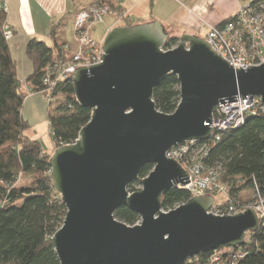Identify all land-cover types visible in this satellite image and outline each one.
I'll return each mask as SVG.
<instances>
[{
    "label": "water",
    "instance_id": "1",
    "mask_svg": "<svg viewBox=\"0 0 264 264\" xmlns=\"http://www.w3.org/2000/svg\"><path fill=\"white\" fill-rule=\"evenodd\" d=\"M168 38L156 23L114 28L103 41L102 63L71 79L75 100L91 118L78 140L56 148L49 160L52 185L67 209L50 239L60 264H184L239 247L260 225L253 209L208 214L214 201L207 194L162 211V196L189 183L184 169L165 157L168 150L207 140L216 108L237 97H260L264 109V62L237 70L199 37L186 34L163 51ZM168 75L180 90L171 115L152 102ZM146 164L153 168L141 190L129 193ZM124 209L140 223L117 221L115 212Z\"/></svg>",
    "mask_w": 264,
    "mask_h": 264
},
{
    "label": "trees",
    "instance_id": "2",
    "mask_svg": "<svg viewBox=\"0 0 264 264\" xmlns=\"http://www.w3.org/2000/svg\"><path fill=\"white\" fill-rule=\"evenodd\" d=\"M113 1L117 0L102 2L111 4ZM118 11L121 12L120 7ZM231 21L230 18L218 27ZM5 23L6 14L0 11V264H60L50 239L62 226L67 209L52 185L49 160L56 148L78 140L80 130L91 118V110L77 103L73 83L66 80L49 94L52 102L47 106V119L55 144L52 153L44 151L39 141L25 135L29 124L23 118L22 107L28 97L27 89L42 92L43 70L61 54L63 42L58 44L56 39L49 48L42 41L30 40L25 51L33 71L22 83L17 79L16 63L9 52L8 41L3 37ZM123 25L133 26L127 19ZM51 34L54 38V33ZM178 41L176 36L169 37L163 51L174 49ZM152 102L162 114L175 113L180 103L176 77L168 75L154 89ZM245 121L243 126L224 133L207 155V165L223 167L221 183L230 189L226 201L214 203V208L228 204L235 209L242 207L240 202L232 200L240 188H250L254 197L257 193L264 194V117L262 114L248 116ZM152 168L146 164L127 191L134 193L137 182L142 183ZM237 179L243 181L242 185L236 186ZM189 200L187 191L172 188L161 198L162 211L170 212ZM114 216L130 227L140 221L139 215L128 209L119 210ZM217 252L225 258L236 256V264H264V221H260L254 232L247 234L239 247L199 254L184 264H209Z\"/></svg>",
    "mask_w": 264,
    "mask_h": 264
},
{
    "label": "built area",
    "instance_id": "3",
    "mask_svg": "<svg viewBox=\"0 0 264 264\" xmlns=\"http://www.w3.org/2000/svg\"><path fill=\"white\" fill-rule=\"evenodd\" d=\"M120 2L104 3L96 1L89 7H83L75 14L73 21L74 41L63 43L61 54L55 56L51 63L43 70L41 84L42 92L47 106L52 102L50 93L55 87L66 80L71 81L75 71L81 68L96 66L102 63V43H98L91 36V28L96 23H101L107 15L116 21L125 19L124 13L118 11ZM0 11L7 13V7L0 5ZM231 22L224 27L209 26L204 41L219 57L233 69L245 70L247 67H258L264 62V0L251 2L234 16ZM3 37L7 41L13 37V31L8 23L3 26ZM27 89V94H34ZM234 104L219 105L212 115L210 137L205 141L191 140L168 150L165 157L173 159L179 167L187 173L189 183L177 186L176 189L187 191L190 199L193 196H213L223 194L229 196V187L222 184L224 175L223 167L216 165L210 167L206 163L209 151L220 141L222 135L243 126L245 118L262 114L264 109L260 97H237ZM251 209L257 213L259 221H264V194L257 193ZM177 208V207H176ZM231 204L227 207H213L208 214L214 216H233L244 213L248 207L242 206L235 209ZM140 223L137 222L136 225ZM225 251V250H222ZM237 257L225 258L221 253L214 254L209 264H236Z\"/></svg>",
    "mask_w": 264,
    "mask_h": 264
},
{
    "label": "crops",
    "instance_id": "4",
    "mask_svg": "<svg viewBox=\"0 0 264 264\" xmlns=\"http://www.w3.org/2000/svg\"><path fill=\"white\" fill-rule=\"evenodd\" d=\"M71 1L73 0H0V5L7 7L6 19L13 31V37L7 41L20 82L24 83L33 71L32 62L27 58L25 51L30 40L42 41L49 48L56 39L58 44L70 43L66 35L69 26H73L77 13V7L72 9ZM119 2L125 19L133 26L156 23L169 37L178 38L186 34L198 37L196 34L199 30H203L206 35L208 25L219 26L248 5L245 0H119ZM164 9L168 12H164ZM155 11L167 15L160 18ZM107 16L114 20L111 15ZM104 19L103 24L100 23L104 26L102 37L114 28L125 26L122 22L115 20L109 23ZM95 25L91 28V36ZM51 32L54 33V38ZM27 96L22 107V115L30 128L33 122L36 123L37 118L40 121L44 118L48 121L44 96L38 93Z\"/></svg>",
    "mask_w": 264,
    "mask_h": 264
},
{
    "label": "rangeland",
    "instance_id": "5",
    "mask_svg": "<svg viewBox=\"0 0 264 264\" xmlns=\"http://www.w3.org/2000/svg\"><path fill=\"white\" fill-rule=\"evenodd\" d=\"M96 1H100V0H73L71 1V5H72V9L74 10L77 7V11L83 9V7H89L90 5L94 4ZM102 1H106V0H102ZM254 0H245V2L247 4L251 3ZM150 9H151V5H150ZM157 11V10H156ZM155 11V12H156ZM164 12H168L167 9H164ZM157 13V12H156ZM155 13V14H156ZM158 17H165L167 14L165 13H157ZM114 22L116 19H112L111 17L107 16L104 21L106 22ZM124 20H120L117 22H122L124 23ZM103 24V22H101ZM120 23H118L119 25ZM121 25V24H120ZM126 27V26H124ZM92 37H94L95 41H97L98 43H102L105 39V37H102L103 35V31H104V26L100 25V23L96 24L94 27V30H92ZM73 30L72 27L69 26V30L67 32L66 37L68 38L69 42L74 41L73 38ZM196 36H198L199 38H201L202 40H204L205 38V32H203V30H199L196 34ZM44 104L45 107L46 102L44 100ZM48 109V107H47ZM35 124V125H34ZM32 128L27 129V131L25 132V135L28 138H32L39 141V143L41 144V147L45 150H47L48 152H51L52 148L55 146L54 142L52 140L51 137V132L48 126V121L44 118L43 121H40V119H36V123H32L31 125ZM52 153V152H51ZM243 181L240 179H237L236 181V186L242 185ZM142 188V183L137 182L136 186H135V192L141 190ZM230 192V189H229ZM212 197V200L214 201L215 204H223L226 201L227 196L223 195V194H215ZM232 200H235L237 202H240L243 206L248 207L247 209H251L253 206V203L255 202L254 199V194L253 191L250 188H240L237 192L234 193V196L232 197Z\"/></svg>",
    "mask_w": 264,
    "mask_h": 264
}]
</instances>
